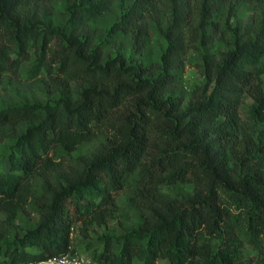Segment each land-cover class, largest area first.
<instances>
[{"label": "trees", "instance_id": "16d2710c", "mask_svg": "<svg viewBox=\"0 0 264 264\" xmlns=\"http://www.w3.org/2000/svg\"><path fill=\"white\" fill-rule=\"evenodd\" d=\"M24 71L55 97L0 107V264L77 251L76 226L109 224L126 188L139 221L93 260L264 264V0H65L61 17L54 0H0V84Z\"/></svg>", "mask_w": 264, "mask_h": 264}, {"label": "rangeland", "instance_id": "374dc122", "mask_svg": "<svg viewBox=\"0 0 264 264\" xmlns=\"http://www.w3.org/2000/svg\"><path fill=\"white\" fill-rule=\"evenodd\" d=\"M54 3L55 7L57 8L58 17H61L64 11L65 0H54ZM115 10L116 8L113 7V12ZM113 12L106 13L98 19L97 27H99L100 30H103L104 25L111 19ZM216 45L218 47L222 46L220 42H218ZM163 47V39L158 35L157 31L153 32L150 44L152 57L156 59L162 51ZM198 62L199 54L195 50H191L188 53L187 65L180 82L183 89L189 95L194 89H196V87L202 85V83L204 82L203 75L197 67ZM39 83L40 81L30 78L26 71H24V75L20 78V80H15L12 75H7L5 80L0 84V107L6 102L8 103L11 101H21L25 96L34 95V97L41 100H46L48 98L51 99L55 97L54 95H44L40 90L41 86ZM35 86L37 88H35ZM251 102V99L249 97H246L244 103L241 106V114L245 118H247V113L250 108ZM13 144V137H10L0 143V170H7V168L9 167V155L11 152V146ZM90 147L91 145L89 144L83 145L81 146L80 150H78V153L84 152V150ZM191 188V185L186 187L187 190H190ZM163 190L170 194H173L176 191L174 188L169 187H166ZM130 194V189L126 188L118 196L117 213L115 215V218L109 221V224H107L106 226L99 227L96 224H93L87 227V233H85L83 230L84 226L82 224H78L73 231V247L77 251L87 255L88 257H91V253L94 249H100L102 247V243L100 241L101 235H121L125 231V228H129L135 225V223L139 221V216L129 205L128 198ZM28 215L30 216L28 217ZM35 218L36 215L32 211L20 213L16 221V227L20 231V233L24 232V229L30 223L29 220H33ZM247 255L255 256L256 252L253 250H247ZM159 264H166V262L164 260H161Z\"/></svg>", "mask_w": 264, "mask_h": 264}, {"label": "built area", "instance_id": "2783aa9c", "mask_svg": "<svg viewBox=\"0 0 264 264\" xmlns=\"http://www.w3.org/2000/svg\"><path fill=\"white\" fill-rule=\"evenodd\" d=\"M28 264H108L106 262H100L93 260L87 255L79 251H70L61 256L51 257L46 260L38 262H30Z\"/></svg>", "mask_w": 264, "mask_h": 264}]
</instances>
